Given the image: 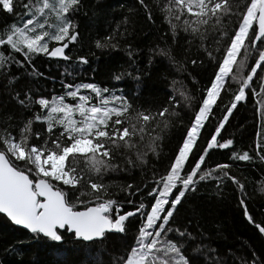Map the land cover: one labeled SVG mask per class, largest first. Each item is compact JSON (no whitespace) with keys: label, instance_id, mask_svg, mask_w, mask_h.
<instances>
[{"label":"snow or ice","instance_id":"1","mask_svg":"<svg viewBox=\"0 0 264 264\" xmlns=\"http://www.w3.org/2000/svg\"><path fill=\"white\" fill-rule=\"evenodd\" d=\"M138 3L146 19L154 22L149 4ZM154 3L168 25L172 45L150 49L149 65L161 56L180 73H187L189 64L195 69L205 62L213 69L199 97L174 80L166 103L155 111L139 104V91L126 93L95 82H61V93L50 97L31 89L15 91L21 76L13 74L12 67L30 68L26 75L40 78L43 73L34 60L41 55L66 62L65 76L72 75L69 69L75 71L74 65L90 63L87 56L73 58L66 51L80 41L76 16L83 0H0V13L16 21L0 30V88L30 113L13 123V114L0 112V215L27 230L33 240L63 242L67 233L82 245L102 244L110 234L127 236L135 219L133 242L111 264H264V252L244 250L243 244L236 251L228 249L224 257L218 255L217 248L204 242L202 232L198 237L189 231L191 220L180 224L177 219L201 186L211 184L215 196L223 199L231 184L240 193L245 218L264 234V222L257 223L249 214L246 185L233 171L237 162L264 165V131H257L252 153L233 150L234 139L222 135L234 111L250 97L264 126V0ZM119 28L118 24L112 33L97 38L95 48L119 49L114 42ZM126 33L127 29L119 35ZM181 33L184 45L179 43ZM176 47L183 48L179 59ZM193 49L195 58L189 60ZM124 50L130 67L135 65L139 50L131 45ZM126 76L139 88V74L123 71L112 79L123 81ZM191 80L198 83L195 76ZM225 96L230 97L227 102ZM180 128L182 135L165 171H151L149 176V158L158 160L169 133ZM217 150L230 152L226 162L213 161ZM137 168L149 177L140 185L105 182L110 174ZM259 183L264 193V181ZM126 206L130 210L125 211ZM198 216L193 209V218ZM23 243L4 251L22 259Z\"/></svg>","mask_w":264,"mask_h":264},{"label":"trees","instance_id":"2","mask_svg":"<svg viewBox=\"0 0 264 264\" xmlns=\"http://www.w3.org/2000/svg\"><path fill=\"white\" fill-rule=\"evenodd\" d=\"M145 2L152 8L154 22H149L146 19V13L139 5L138 0H83V8L76 16L81 33L80 41L74 46L70 45L66 51L73 58L79 55L87 56L90 63L82 66L74 65L75 71L69 69L72 71V75L65 76L63 73L64 68L67 67L66 62L41 55L34 60L38 71L43 73L40 78L28 77L26 71H31L30 68L25 70L12 67V73L21 76L15 91L31 89L34 93L50 97L52 94L61 93V82H95L102 86L122 88L126 93L139 91V104L144 108L151 107L155 111L166 103L172 92V82L175 80L182 82L188 89H191L193 95L199 97V89L208 84V79L213 71L207 62L203 67L195 69L191 64L188 65L187 73H191V76H195L198 81L195 84L192 83L191 76L187 73L177 72L176 67L164 57H153V62L149 65V50L157 46L166 48L172 45V40L168 25L155 6L154 0H145ZM125 17H128L126 25L123 23ZM13 22H16L13 16L0 13V30ZM118 24L120 28L117 30L114 42L119 43V49H96L94 41L112 33ZM125 29H127V33L124 37H120V32H124ZM185 39L186 37L181 33L180 45H184ZM126 45H131L134 49L139 50V54L135 56L136 63L131 67V61L124 50ZM175 51L177 58H181L183 48L176 47ZM93 53L94 55H92ZM192 58H195L194 49L189 60ZM123 71L132 72L133 76L137 74L142 76L139 88L137 81L131 77L126 76L123 81L112 79L113 74ZM175 87L179 89L181 84L177 83ZM5 92V89L0 88V112L13 114L15 117L13 123L30 115ZM229 99V96L224 97L225 102ZM221 115L218 112L217 119ZM185 123H187V118H185ZM208 127L210 131H214L212 125ZM36 128L42 130L40 125H36ZM257 131H264V126H262L256 111L255 102L250 97L247 103H242L238 106V110L234 111V115L230 117V122L226 125V131H223L222 135L225 139H234L233 150H247L252 153ZM182 132V128L173 129L163 143V151L159 159L149 158L148 169H146L149 176L151 171L158 173L165 171L169 157L175 151ZM204 136L209 138V132H204ZM200 146L201 148L205 146L203 141ZM229 155L230 152L227 150H217L213 152L212 159L216 162H226ZM233 171L246 185V204L249 214L257 223L264 222V193L259 191L261 186L259 182L264 181V165L259 161L237 162ZM148 178L137 168L127 174H110L106 177L105 182L116 185L128 183L140 185ZM239 196V191L231 184L225 189L223 199L215 196L211 184L201 186L200 190L191 195L184 207L181 208L177 219L180 224L191 220L189 231L198 237L202 232L206 237L204 242L217 248L218 255L222 257L226 255L228 249L236 251L242 244L245 246L244 250L250 248L257 253L264 252V234L259 233L254 224L249 223L245 218L239 204ZM120 198L123 199V194ZM134 199L138 203L140 197L137 196ZM193 209L199 213L197 218H193ZM124 210H130V206H126ZM129 228L127 236L110 234L102 244L82 245L67 233L63 242H52L44 239L33 240L27 230L12 225L3 215H0V260L3 261V264H111L112 258L124 254L128 245L133 242V232L137 228L135 219L132 220ZM19 241H24L23 245H20L23 252L22 259L16 255L5 253L4 250L8 246L18 244ZM89 249H92V252ZM101 249L103 251H100ZM97 254L99 259H90L91 256Z\"/></svg>","mask_w":264,"mask_h":264}]
</instances>
